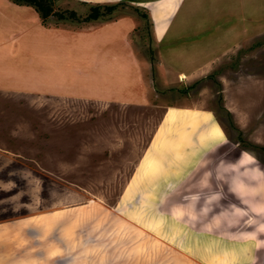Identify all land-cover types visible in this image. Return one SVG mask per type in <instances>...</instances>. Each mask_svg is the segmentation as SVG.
Segmentation results:
<instances>
[{"label":"rangeland","instance_id":"obj_1","mask_svg":"<svg viewBox=\"0 0 264 264\" xmlns=\"http://www.w3.org/2000/svg\"><path fill=\"white\" fill-rule=\"evenodd\" d=\"M54 3L53 10L66 18L58 19L54 12L48 19L73 23L92 7L71 8L64 0ZM20 5L35 10L31 4L0 0V27L8 26L7 33L20 32L22 39L32 20L12 8ZM74 7L76 15L71 17L68 10ZM113 14L109 12L107 19ZM140 22L141 28L145 23ZM227 28L230 36L224 38ZM168 31L176 36L201 32L199 39L208 43L203 50L206 56L240 43L231 59L197 78L179 71L174 85L163 81L156 69L144 71L155 77L153 84L145 77H122L117 86L121 96L135 98V88L141 84L150 98L161 100L146 103L150 107L146 110L125 107L123 115L109 117L112 125L124 131L133 125L139 132L131 159L97 151L105 155L84 161L77 155L83 151L52 149L56 127L51 122L56 119L51 116L47 134L35 135V127H30L19 142L0 130V146L8 148L0 149V264H264V247H256V231L264 223V0H184ZM143 64L140 60V69ZM20 65L7 66L5 78L10 81L9 74ZM34 70L30 65L29 72ZM26 76L13 80L26 86ZM154 106H173L180 112L170 107L168 120L163 121V109ZM160 125L170 127L165 136L172 154L173 146L182 151L174 157L203 159L202 169L209 177L203 186L198 173L192 172L194 167L187 165L183 166L187 176H178L177 181L159 177L145 183L127 181ZM127 136L125 132L123 137ZM31 145L44 149L32 150ZM218 161L232 164L216 166ZM192 192L200 194L195 198ZM243 239L253 242L247 259L237 255ZM212 241L220 244L214 248Z\"/></svg>","mask_w":264,"mask_h":264},{"label":"crops","instance_id":"obj_2","mask_svg":"<svg viewBox=\"0 0 264 264\" xmlns=\"http://www.w3.org/2000/svg\"><path fill=\"white\" fill-rule=\"evenodd\" d=\"M57 1L59 0L52 3L55 4L54 2ZM64 1L70 7L72 5L102 7L116 3L111 11L115 14L112 20L107 19L109 18L107 17L109 12H107L101 13L97 18L77 17L78 21L74 23L73 21L48 19L52 17L50 14L45 22L53 27H47V24L42 23L38 12L31 6L12 7L20 10L18 11L20 13L28 14L32 22L24 28L23 33L28 34L22 39H20V32L7 33L5 30L8 26L0 27V34H5L4 38L0 36V55H3L0 59V65H2V68L0 67V130L10 135L15 142H19L22 136L29 134L30 127H35L37 131L35 135L47 134V117L51 116L56 119L55 122H51L56 127V130H53L55 133L52 132V149L83 151L77 153L83 160L95 156L100 158L105 155V152L97 153V151H109L110 157L119 160L131 159V151L138 148L136 136L139 132L133 125L124 131L123 128L112 125V121L108 120L109 117L123 115L125 110L122 109L125 107L137 109L145 107L144 110H146L150 108L146 103L161 101L150 98L142 89L144 85L141 84L140 87L135 88L138 93L135 98L121 96L117 86L121 85L122 77L125 79L145 77L151 80L149 83L151 84L155 77L150 73L145 74L144 71L156 69L160 71L161 78L167 84L175 81L179 71L187 78H197L202 75V71L215 69L218 63L231 59L236 45L240 43L238 41L236 44L235 41L216 54L206 56V54L203 55V50L208 43L199 39L202 37L201 32L179 36H176V33H169L168 30L176 16L177 7L184 0ZM165 7H173V9ZM140 19H143L145 23L141 28ZM229 36V28H227L222 37ZM140 60L145 65L142 69H140ZM11 64L21 65L19 70L16 69L13 74H9L12 76L9 81L8 77L5 78L7 72L4 71L7 70V66H12ZM30 65H33L35 69L32 73L29 72ZM185 69L189 70L185 71ZM24 75H27L28 85L14 82L13 79ZM71 105L88 108L68 109ZM49 106H52V109L49 110ZM91 106L95 109H91ZM106 106L113 108H106ZM170 107L173 106H154V109H163L161 117L164 121ZM174 109L177 110V114L180 112V108L175 107ZM187 109L193 110L192 108L184 110ZM64 118L77 120L73 123L58 121ZM125 132L129 134L127 138L123 137ZM168 133H170V127L165 125L157 126L153 130L148 143L143 147L141 156L135 162L136 168L131 170L127 181L145 183L153 181L156 177L167 182L177 181L178 176L179 178L187 176L186 171L188 170L183 167L187 165V167H194L192 172L198 173V177H195L199 178L198 182L200 186H203L209 178L202 169L203 159L185 158L183 161L174 157L182 151L173 146L176 151L173 152L175 155L172 154L170 141L165 136ZM24 143L27 142H22ZM40 144H43V141ZM4 146H0V149L8 151V148ZM29 148L42 150L44 146L31 145ZM188 160L191 163L187 162ZM130 163L133 165L132 162ZM229 163L218 161L216 166H228ZM74 164L81 163L75 162ZM99 167L100 165L97 166ZM90 168L95 167L88 166V169ZM138 187L139 185L136 189ZM169 192H175V190L171 189ZM193 193L195 198L200 194L199 192ZM227 207L228 210H233L230 206L227 205ZM169 209L171 207L168 208V212ZM83 226L86 225L83 224ZM217 242L212 241L214 248L220 244V241ZM233 242L238 243L235 240ZM252 244L250 240L239 243L242 251L237 255H241L243 259L246 256L247 259V256L252 255L248 252ZM235 245L232 244L234 249L239 251Z\"/></svg>","mask_w":264,"mask_h":264},{"label":"trees","instance_id":"obj_3","mask_svg":"<svg viewBox=\"0 0 264 264\" xmlns=\"http://www.w3.org/2000/svg\"><path fill=\"white\" fill-rule=\"evenodd\" d=\"M15 3H26L31 4L34 6L35 10L39 13V16L41 17L42 21L44 22L48 15L54 14L52 2L53 0H12ZM115 5H104V6H98L94 5L90 8V11L83 16L84 19H90V18H97L101 13L105 14L107 12H111L114 9ZM56 16L58 19L66 18L65 13L63 12H56ZM68 14L71 17H75V11L74 10H68Z\"/></svg>","mask_w":264,"mask_h":264},{"label":"clouds","instance_id":"obj_4","mask_svg":"<svg viewBox=\"0 0 264 264\" xmlns=\"http://www.w3.org/2000/svg\"><path fill=\"white\" fill-rule=\"evenodd\" d=\"M243 155H247V153H243L242 156ZM256 234V247L257 249H260L264 247V238H259L264 237V223L260 224V226L257 228Z\"/></svg>","mask_w":264,"mask_h":264}]
</instances>
